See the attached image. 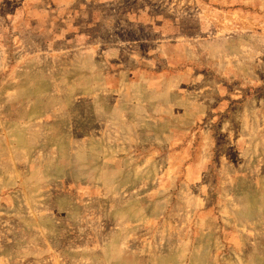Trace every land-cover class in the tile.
Here are the masks:
<instances>
[{
  "label": "rangeland",
  "instance_id": "1",
  "mask_svg": "<svg viewBox=\"0 0 264 264\" xmlns=\"http://www.w3.org/2000/svg\"><path fill=\"white\" fill-rule=\"evenodd\" d=\"M0 264H264V0H0Z\"/></svg>",
  "mask_w": 264,
  "mask_h": 264
}]
</instances>
